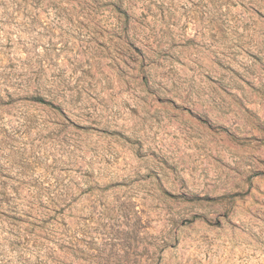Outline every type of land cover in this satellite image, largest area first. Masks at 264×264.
<instances>
[{
  "label": "rangeland",
  "instance_id": "1",
  "mask_svg": "<svg viewBox=\"0 0 264 264\" xmlns=\"http://www.w3.org/2000/svg\"><path fill=\"white\" fill-rule=\"evenodd\" d=\"M0 264H264V0H0Z\"/></svg>",
  "mask_w": 264,
  "mask_h": 264
}]
</instances>
